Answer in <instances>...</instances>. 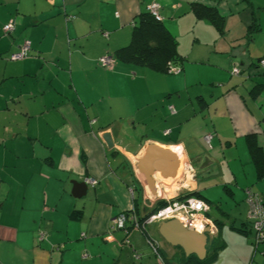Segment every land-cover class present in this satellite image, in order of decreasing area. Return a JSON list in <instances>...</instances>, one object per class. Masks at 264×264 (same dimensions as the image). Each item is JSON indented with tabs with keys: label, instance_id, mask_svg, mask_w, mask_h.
<instances>
[{
	"label": "crops",
	"instance_id": "obj_1",
	"mask_svg": "<svg viewBox=\"0 0 264 264\" xmlns=\"http://www.w3.org/2000/svg\"><path fill=\"white\" fill-rule=\"evenodd\" d=\"M154 1L180 69L103 67L98 58L129 43ZM193 5L214 9L222 29ZM262 59L264 0H0V264H158L143 230L162 264H197L159 235L162 221L139 220L157 193L180 189L208 205L216 226L208 264H264L245 200L247 189L264 200ZM147 144L181 158L172 195L158 189V172L150 192L136 168ZM122 213L127 231L112 229Z\"/></svg>",
	"mask_w": 264,
	"mask_h": 264
},
{
	"label": "built area",
	"instance_id": "obj_2",
	"mask_svg": "<svg viewBox=\"0 0 264 264\" xmlns=\"http://www.w3.org/2000/svg\"><path fill=\"white\" fill-rule=\"evenodd\" d=\"M159 3L154 1L147 6V10L157 19L160 20L161 17L158 13ZM13 26L11 23L3 25V33H9L12 30ZM106 35V34H105ZM30 48L29 42H26L19 51L10 54L12 60L23 58L27 55V52ZM100 64L105 68H112L114 64V59L111 56H101L98 58ZM260 63L264 64V60H261ZM174 72H177V69H172ZM176 70V71H175ZM238 69L233 68V73H237ZM172 110V107H170ZM211 139V134L204 137V141L209 143ZM183 163L181 162L180 168H182ZM185 170V168H184ZM86 181L91 184H95L96 180L92 178H87ZM182 181L179 183V187L182 186ZM179 193H175L171 197L163 198L158 196L156 200H165L166 205L158 208L149 216H147L142 226L150 224L154 221H164L168 219L175 218L177 219L185 228L189 230H195L201 232L205 230L206 227L209 228V232L216 229L215 224L206 216V211L208 210V205L200 198L195 196H187L179 198ZM246 203L248 204V219L250 223L252 239L254 246L264 242V201L258 195V193L251 191L250 189L246 190ZM126 220L125 214H119L118 216L111 219V228H123ZM132 220L135 222L136 226H139V223L134 217ZM42 237V233H40ZM154 253L157 255L158 264L161 263V257L157 251V245L154 243H148Z\"/></svg>",
	"mask_w": 264,
	"mask_h": 264
},
{
	"label": "trees",
	"instance_id": "obj_3",
	"mask_svg": "<svg viewBox=\"0 0 264 264\" xmlns=\"http://www.w3.org/2000/svg\"><path fill=\"white\" fill-rule=\"evenodd\" d=\"M193 9L194 14L197 17L200 18L205 16L209 18L219 30L222 29V17L219 16L214 9L196 5H193ZM250 28H254V22L251 24ZM111 57L114 61L118 60L125 63L141 65L151 70L164 73L174 72L172 70L173 68L179 70L180 68H176L174 64L182 63L183 61V56H181L177 50L175 37L171 35L166 26L162 23L161 19L157 20L148 10L137 15L133 24L129 43L115 50ZM187 196L195 195L193 192H190L178 197L183 198ZM166 203L167 202L165 200L157 201L149 210H147V212L145 211V214L139 220L143 222L147 216L158 208L166 205ZM127 220L128 217L126 215L124 228H122L126 231ZM142 233L147 238L148 243H154L157 245V242L146 232V230H143ZM193 257L195 258L197 264H208L214 256H207L204 259L199 260L194 255H190L185 257V260L189 262V260L193 259Z\"/></svg>",
	"mask_w": 264,
	"mask_h": 264
},
{
	"label": "water",
	"instance_id": "obj_4",
	"mask_svg": "<svg viewBox=\"0 0 264 264\" xmlns=\"http://www.w3.org/2000/svg\"><path fill=\"white\" fill-rule=\"evenodd\" d=\"M181 165V158L171 149L157 144H147L144 152L136 161V168L146 183L148 189L155 193V180L153 175L158 172L162 179L174 178ZM77 191L75 196L85 194V182H73ZM158 233L165 242L180 247L186 257L195 255L202 260L206 255V245L209 239V228L198 232L185 228L177 219L162 221L158 226Z\"/></svg>",
	"mask_w": 264,
	"mask_h": 264
},
{
	"label": "rangeland",
	"instance_id": "obj_5",
	"mask_svg": "<svg viewBox=\"0 0 264 264\" xmlns=\"http://www.w3.org/2000/svg\"><path fill=\"white\" fill-rule=\"evenodd\" d=\"M184 44V45H183ZM188 43H186L185 44V42L184 43H182L181 44V47H184V49H185V45H187ZM186 50V49H185ZM230 73L232 74L233 73V68L230 70ZM113 110H115V109H113ZM110 112H112V110H110ZM114 112V111H113ZM219 112H221V110L219 111ZM180 173H179V175L177 176L178 177V181H176V180H172V179H169V180H164V179H162L159 175H157V177H156V180H157V185H158V189L160 190V192H162L165 196H169V195H172L173 193H175L176 191V187H177V182H179V180H181L182 178H183V176H182V168L180 169V171H179ZM189 178H190V176H189ZM178 191H180L179 193H185V191L184 190H182V189H180V190H178ZM177 191V192H178ZM209 217H213V219H214V216H209Z\"/></svg>",
	"mask_w": 264,
	"mask_h": 264
},
{
	"label": "bare ground",
	"instance_id": "obj_6",
	"mask_svg": "<svg viewBox=\"0 0 264 264\" xmlns=\"http://www.w3.org/2000/svg\"><path fill=\"white\" fill-rule=\"evenodd\" d=\"M154 179V178H153ZM167 179V178H166ZM146 184V183H145ZM147 186V185H146ZM148 188V187H147ZM149 190V189H148ZM150 191V190H149ZM134 222V221H133ZM133 224H135V222L133 223Z\"/></svg>",
	"mask_w": 264,
	"mask_h": 264
},
{
	"label": "clouds",
	"instance_id": "obj_7",
	"mask_svg": "<svg viewBox=\"0 0 264 264\" xmlns=\"http://www.w3.org/2000/svg\"><path fill=\"white\" fill-rule=\"evenodd\" d=\"M165 221V220H164Z\"/></svg>",
	"mask_w": 264,
	"mask_h": 264
}]
</instances>
